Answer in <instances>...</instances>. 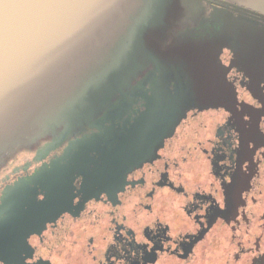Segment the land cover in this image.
<instances>
[{
	"label": "flooded vegetation",
	"instance_id": "obj_1",
	"mask_svg": "<svg viewBox=\"0 0 264 264\" xmlns=\"http://www.w3.org/2000/svg\"><path fill=\"white\" fill-rule=\"evenodd\" d=\"M74 128L0 165V264H264V0H197Z\"/></svg>",
	"mask_w": 264,
	"mask_h": 264
},
{
	"label": "water",
	"instance_id": "obj_2",
	"mask_svg": "<svg viewBox=\"0 0 264 264\" xmlns=\"http://www.w3.org/2000/svg\"><path fill=\"white\" fill-rule=\"evenodd\" d=\"M65 2L0 0V165L18 147L74 128L101 95L158 66L168 37L200 9L197 0H89L56 43L22 60L23 37Z\"/></svg>",
	"mask_w": 264,
	"mask_h": 264
},
{
	"label": "clouds",
	"instance_id": "obj_3",
	"mask_svg": "<svg viewBox=\"0 0 264 264\" xmlns=\"http://www.w3.org/2000/svg\"><path fill=\"white\" fill-rule=\"evenodd\" d=\"M92 7L89 0H66L58 7L53 19L38 25L23 37L20 47L22 60L39 54L56 43L70 23L79 15L90 11Z\"/></svg>",
	"mask_w": 264,
	"mask_h": 264
}]
</instances>
